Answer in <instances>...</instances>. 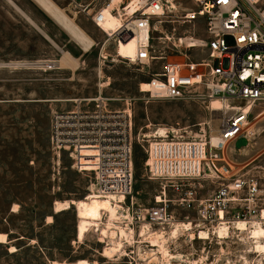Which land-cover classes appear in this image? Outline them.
<instances>
[{"label": "rangeland", "instance_id": "1", "mask_svg": "<svg viewBox=\"0 0 264 264\" xmlns=\"http://www.w3.org/2000/svg\"><path fill=\"white\" fill-rule=\"evenodd\" d=\"M51 1L93 41L88 52L34 1L0 0V264H159L150 262L152 248L140 237V230L148 225L151 232H165L167 238L172 224L178 223H190L195 230L199 226L210 239L191 241L182 231L176 239H168L169 252L182 259L172 264L200 259L208 264H264V254L254 253L246 234L232 227L228 239L218 240L214 229L202 226L193 210L173 202L177 197L170 188L166 187V196L172 219L160 225L145 216L144 210L155 206V197L165 187L161 181L149 180L146 173V150L153 132L165 128L176 137L205 139L209 144L226 111H218L215 117L210 99L201 91L180 100L151 99L139 93V85L158 72L162 62L140 68L116 56L115 40L91 19L110 0H97L92 12L72 0ZM176 32L186 35L180 46L176 43L179 51L193 60L205 57L201 21L177 26ZM152 34L153 49L162 53L167 45L156 41L158 31ZM62 52L70 55L68 65L56 64ZM97 97L105 99L107 110H128L132 117V190L121 204L117 203L120 195L92 194L91 152H85L81 161L86 168L78 172L68 153L53 150L49 141L54 111H70L74 102ZM214 120L220 122L216 130ZM251 127L255 136L247 147L227 150L223 163L230 173L257 180L264 199V104L253 109ZM221 183L203 175L191 181L190 188L197 198L205 199ZM63 201L75 204L55 213L54 203ZM115 209L130 218L123 226H129L132 241L123 246L109 236L120 226L111 219Z\"/></svg>", "mask_w": 264, "mask_h": 264}, {"label": "built area", "instance_id": "2", "mask_svg": "<svg viewBox=\"0 0 264 264\" xmlns=\"http://www.w3.org/2000/svg\"><path fill=\"white\" fill-rule=\"evenodd\" d=\"M111 12L120 19L121 27L108 37L117 45L140 38L134 56L118 57L121 61L140 68L162 62L158 72L148 75L146 88L139 86V93L151 99L180 100L201 91L208 99L231 106L220 121L213 147L205 139L187 140L168 131L166 138H153L148 144L147 177L165 183L154 199L155 206L144 210L148 221L163 225L172 219L167 187L177 197L173 202L193 210L202 226L231 230L238 222L264 224V199L257 180L236 176L223 163L224 153L235 150L236 141L243 138L250 143L253 135L247 130V121L253 109L264 104L263 0H128ZM91 19L99 27L101 9ZM198 21L203 24L201 54L205 57L193 60L178 50L186 35L177 36L176 27ZM153 31L160 34L156 41L167 45L162 53L153 49ZM74 103L70 111L52 113L51 148L68 153L78 172L86 168L81 161L85 152H91L92 194L127 199L133 179L130 111L107 110L101 97ZM203 175L222 183L208 198L199 199L190 183Z\"/></svg>", "mask_w": 264, "mask_h": 264}, {"label": "bare ground", "instance_id": "3", "mask_svg": "<svg viewBox=\"0 0 264 264\" xmlns=\"http://www.w3.org/2000/svg\"><path fill=\"white\" fill-rule=\"evenodd\" d=\"M34 1L38 6L41 7V9L47 13L55 23H57L69 36L70 38L81 48L83 52H88L93 47V41L87 37L71 20H69L63 12L58 9L51 0H32ZM120 4V0H111V3L108 5H105L101 9L102 14V21L100 22V26L98 27L102 32H104L107 37L112 35L113 32H115L118 28L121 27V21L120 19L111 12V9L113 7H118ZM143 37V35H141ZM111 38V37H110ZM139 36H136L133 39H129L128 42L125 43H119L116 48V56L117 57H125L130 58L133 57L138 44H139ZM181 43L183 42V39L180 40ZM70 55L66 52L61 53V59L56 64L57 65H68L71 63ZM77 66H74V69H76ZM50 68V66H49ZM72 68V67H71ZM139 86L141 88L145 89V82L141 83ZM209 109L212 111V113L215 114V117L217 116L218 111H228L231 109L230 104L223 103V101L212 98L209 101ZM251 112V110H250ZM249 122V120L247 121ZM220 123V122H219ZM217 120H214V127L216 130ZM251 127V131L248 129V123H247V129L249 132L254 131ZM168 130L165 128H158L153 132L155 135L151 138H159L164 139L166 138V134ZM218 132V130H216ZM211 134V141L210 146H214L216 144V141L218 139L217 132ZM252 135L255 136V133L252 132ZM225 158L226 155L224 154ZM228 160V158H227ZM148 162L150 163L149 159ZM132 190V189H131ZM125 198L120 195L118 197L119 204L123 203ZM74 201H63V202H55L54 203V212L59 213L66 210H69L72 205H74ZM111 219L114 220L115 223H117L120 226H116V229L114 231H111L109 236L111 239L116 238L119 243L123 246V242L126 241V243H131V233H129V226H123L125 224L129 223V216H126L122 210L115 209L112 211ZM51 218L48 217V221L51 222ZM195 228L190 223H178V224H172V228L170 232L166 234L165 232H151L150 227L148 225L143 226V228L140 230V237L142 239L147 240V243L149 244V247L152 248L151 252V261L159 264H172L175 262H182L180 260V257L173 255L169 252L167 247V240L168 239H176L178 237L179 232H185L191 241L193 240H209L210 234L207 233V231L200 230L199 226H196ZM233 230L235 232H239L241 234H246V238L249 241L250 247L254 250V253H261L264 254V225L258 222L251 223L250 226L246 225L243 222H238L234 224ZM230 230H228L225 226H218L214 229L213 235L218 240H225L229 237ZM15 249L11 248L10 252H14ZM157 252V253H155ZM157 255V256H156ZM158 255L160 257H158ZM200 262L196 261H189L187 264H208L204 263L202 259H200ZM174 262V263H175ZM56 264V263H53ZM76 264H87L85 261H77Z\"/></svg>", "mask_w": 264, "mask_h": 264}, {"label": "crops", "instance_id": "4", "mask_svg": "<svg viewBox=\"0 0 264 264\" xmlns=\"http://www.w3.org/2000/svg\"><path fill=\"white\" fill-rule=\"evenodd\" d=\"M72 1L78 6H83L85 8L87 7V10L91 8L88 10L90 12H92L95 9L97 2V0H72Z\"/></svg>", "mask_w": 264, "mask_h": 264}, {"label": "water", "instance_id": "5", "mask_svg": "<svg viewBox=\"0 0 264 264\" xmlns=\"http://www.w3.org/2000/svg\"><path fill=\"white\" fill-rule=\"evenodd\" d=\"M247 142H246V140L245 139H239L238 141H236V143H235V148L236 149H240L241 147H247Z\"/></svg>", "mask_w": 264, "mask_h": 264}]
</instances>
